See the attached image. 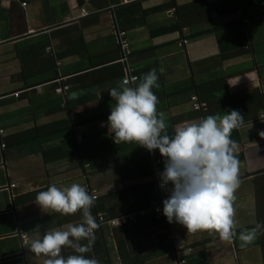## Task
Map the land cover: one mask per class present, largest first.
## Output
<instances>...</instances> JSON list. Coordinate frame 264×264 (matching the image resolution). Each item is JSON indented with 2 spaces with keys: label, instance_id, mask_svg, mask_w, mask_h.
<instances>
[{
  "label": "crops",
  "instance_id": "0c3cea01",
  "mask_svg": "<svg viewBox=\"0 0 264 264\" xmlns=\"http://www.w3.org/2000/svg\"><path fill=\"white\" fill-rule=\"evenodd\" d=\"M128 1H0V264H44L22 235L30 241L47 228L82 222L79 211L61 215L35 202L48 185L72 183L97 195L95 220L136 219L94 232L85 255L99 264H264V233L242 248L237 238L188 231L155 215L150 153L134 142L115 143L101 126L115 103L107 90L129 74L139 82L153 68L156 107L169 134L176 125L239 110L241 124L230 133L240 161L234 227L239 233L264 223V0ZM134 3L140 5L122 30L116 11ZM120 32L131 48L127 64ZM193 96L205 111L193 109Z\"/></svg>",
  "mask_w": 264,
  "mask_h": 264
},
{
  "label": "clouds",
  "instance_id": "9594fccd",
  "mask_svg": "<svg viewBox=\"0 0 264 264\" xmlns=\"http://www.w3.org/2000/svg\"><path fill=\"white\" fill-rule=\"evenodd\" d=\"M159 87L155 68L142 74L134 86H129L127 79L118 81L107 90L115 103L110 106L106 125L102 122L101 126L107 127L115 143L134 142L149 153L159 151L163 157V169L157 173L159 186L168 192L162 201V214L169 223L181 224L188 231L211 230L221 240L237 238L242 248L250 245L264 233V223L239 233L234 227L240 161L230 133L240 126L241 113L233 109L222 115H207L176 125L169 134L167 116L156 107L158 97L153 89ZM35 202L61 215L79 211L82 222L47 228L27 243L30 252L45 256L44 264H99L96 258L85 255L92 250L98 225L90 211L94 197L84 186L72 183L58 188L50 184L37 193ZM66 247L73 254L62 255Z\"/></svg>",
  "mask_w": 264,
  "mask_h": 264
},
{
  "label": "built area",
  "instance_id": "2783aa9c",
  "mask_svg": "<svg viewBox=\"0 0 264 264\" xmlns=\"http://www.w3.org/2000/svg\"><path fill=\"white\" fill-rule=\"evenodd\" d=\"M1 1V0H0ZM11 1H15V2H18L21 4L22 7H26V2H24V0H11ZM124 2L128 3L129 1L128 0H123ZM138 1V0H136ZM83 14H85L83 12ZM188 41L184 40L183 41V45H187ZM119 45H120V50H121V53H122V59H121V62L124 63V64H127L128 61H129V58H130V55H131V48H130V44H129V41L127 39V36H126V33L125 32H120L119 33ZM125 79L128 80L129 82V86H134L135 83L138 82V77L136 75H127L125 77ZM64 90H68L67 87L63 88V91ZM15 96H18L17 94H15ZM2 98H0L1 100ZM191 102H192V106H193V109L196 110V111H205L207 109V105L205 103H202L200 102V100L196 97V96H193L191 98ZM76 130L78 131V135H77V141L78 142H81L82 141V132H81V128L77 127ZM0 134H3V131H0ZM2 148L4 149L5 148V145L2 146ZM150 156H151V159H152V164H153V171H154V177H155V180H156V184H157V190H158V195H159V203L157 206H155L152 211L155 215L157 216H160V217H164V215L162 214V201L163 199H165L168 195V192L164 189H162L160 186H159V179H158V175L157 173L159 171H162L163 167H162V162L161 160L159 159V157L154 154V153H150ZM14 187V186H12ZM94 199L97 197V195L95 194L94 196ZM139 216L143 217L146 215V212L143 211V212H139L138 213ZM135 217L134 216H123V217H120V218H113V219H108L106 218L105 216L103 215H98L97 216V219H96V222H97V228L94 230V232L100 227V226H103V225H108V226H111V227H118V226H122L124 224H127V223H131V222H135ZM22 239H23V244L24 246L26 247L27 246V243L29 242L28 239H27V236L25 235H22Z\"/></svg>",
  "mask_w": 264,
  "mask_h": 264
},
{
  "label": "trees",
  "instance_id": "16d2710c",
  "mask_svg": "<svg viewBox=\"0 0 264 264\" xmlns=\"http://www.w3.org/2000/svg\"><path fill=\"white\" fill-rule=\"evenodd\" d=\"M140 4L139 3H134V4H130V5H126L123 7H120L119 9H117L116 11V18H117V22L119 23L120 27L122 30H127V25L125 22H129L130 20H128V18H130L132 16V14L130 15V9L132 7H138ZM174 4H170V7H173ZM133 10V9H131Z\"/></svg>",
  "mask_w": 264,
  "mask_h": 264
}]
</instances>
